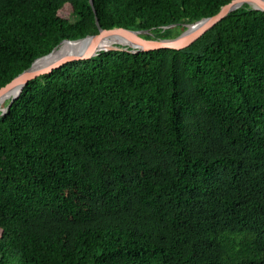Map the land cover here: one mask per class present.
Instances as JSON below:
<instances>
[{"label": "trees", "instance_id": "1", "mask_svg": "<svg viewBox=\"0 0 264 264\" xmlns=\"http://www.w3.org/2000/svg\"><path fill=\"white\" fill-rule=\"evenodd\" d=\"M232 1L93 0L160 39ZM98 33L91 0H0V89ZM0 264H264V12L31 81L0 119Z\"/></svg>", "mask_w": 264, "mask_h": 264}, {"label": "water", "instance_id": "2", "mask_svg": "<svg viewBox=\"0 0 264 264\" xmlns=\"http://www.w3.org/2000/svg\"><path fill=\"white\" fill-rule=\"evenodd\" d=\"M251 2L255 3V6L250 4ZM243 4L248 5L249 8L252 10L264 12V0H233L229 4L223 6L220 11L213 16L203 18L192 24H183L186 29L177 37L160 39L156 38V36L151 34L150 30H129L125 28H114L111 30L103 29L99 24V19L97 18V11L94 8V2L93 0H91V6L95 12L99 33L96 35H89L85 38H81L78 40H65L61 42L57 47L52 50L51 53L36 59L28 69H26L24 72L15 77L5 87L1 88L0 95L16 86L20 87V91L15 97H13L9 101L5 109L0 113V119L8 113L14 102L20 97L24 88L31 81L36 80L39 77L52 74L56 70L61 69L72 62L90 60L93 57L100 55L102 52L123 51L130 52L132 54H137L140 52H150L161 49H185L195 43L198 39L204 36L207 32L213 29L220 22H222L231 13L242 8ZM173 26L174 25H172V27ZM108 34L123 35L129 39L130 44L102 46L101 39L103 36ZM88 39H92L93 42L86 46H81L78 51L72 52L69 55L48 61V59H50L58 51L62 44L78 43Z\"/></svg>", "mask_w": 264, "mask_h": 264}, {"label": "bare ground", "instance_id": "3", "mask_svg": "<svg viewBox=\"0 0 264 264\" xmlns=\"http://www.w3.org/2000/svg\"><path fill=\"white\" fill-rule=\"evenodd\" d=\"M245 3H248V2H245ZM250 4L255 6V3L253 2H251ZM244 6H246V4H243L242 8ZM92 42H93L92 39H88V40H84L78 43H64L60 46L58 51L50 59H48V61L69 55L72 52H76L79 50L81 46H86L88 44H91ZM101 42H102V46H112V45H117V44H122V45L130 44L129 39L120 34L105 35L102 37ZM19 91H20V87L16 86V87H13L7 90L6 92L0 95V113L5 109L7 102L9 103V101L19 93Z\"/></svg>", "mask_w": 264, "mask_h": 264}, {"label": "rangeland", "instance_id": "4", "mask_svg": "<svg viewBox=\"0 0 264 264\" xmlns=\"http://www.w3.org/2000/svg\"><path fill=\"white\" fill-rule=\"evenodd\" d=\"M64 17L67 18V19H69V18L71 19V18H72L71 11H70V10H66V11H65V14H64ZM151 34H153V33L151 32ZM153 35H154V34H153ZM144 36H145V35H144ZM154 36H155V35H154ZM7 104H8V102H7ZM7 104H6V105H7ZM5 107H6V106H5Z\"/></svg>", "mask_w": 264, "mask_h": 264}]
</instances>
